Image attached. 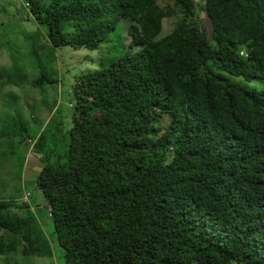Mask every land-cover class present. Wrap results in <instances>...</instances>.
Instances as JSON below:
<instances>
[{"label":"trees","instance_id":"obj_1","mask_svg":"<svg viewBox=\"0 0 264 264\" xmlns=\"http://www.w3.org/2000/svg\"><path fill=\"white\" fill-rule=\"evenodd\" d=\"M174 1L159 37L155 0H25L52 49L128 38L76 78L70 126L20 135L65 264H264V0ZM15 205L0 200V256H37Z\"/></svg>","mask_w":264,"mask_h":264},{"label":"rangeland","instance_id":"obj_2","mask_svg":"<svg viewBox=\"0 0 264 264\" xmlns=\"http://www.w3.org/2000/svg\"><path fill=\"white\" fill-rule=\"evenodd\" d=\"M155 2L165 14L159 36L163 37L175 29L181 17L174 0ZM198 20L209 34L211 24L207 14L200 13ZM68 32L72 33L73 29ZM108 38L102 48L94 51L71 47L52 49L45 29L34 22L25 0H0V200L12 201L17 204L15 207L21 206L19 209L11 208L16 216H30L29 236L38 247L37 256L24 257L19 248L17 253L0 256V264H65L50 211L35 184L42 164L19 140L21 134L38 136L55 115L65 128L70 126L74 106L72 87L76 78L123 55L122 44L128 38L121 34L120 29L113 31ZM16 73L19 76L12 79ZM42 74L54 82L48 83ZM243 85L258 91L263 86L254 82ZM18 122L22 123L20 129ZM52 133V129L47 131V144ZM56 134L59 149H62L65 131ZM20 204H27V207ZM0 236L8 239L6 232Z\"/></svg>","mask_w":264,"mask_h":264}]
</instances>
